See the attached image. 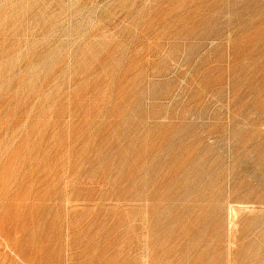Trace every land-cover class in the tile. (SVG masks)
Returning <instances> with one entry per match:
<instances>
[{"label":"rangeland","instance_id":"374dc122","mask_svg":"<svg viewBox=\"0 0 264 264\" xmlns=\"http://www.w3.org/2000/svg\"><path fill=\"white\" fill-rule=\"evenodd\" d=\"M0 264H264V0H0Z\"/></svg>","mask_w":264,"mask_h":264}]
</instances>
